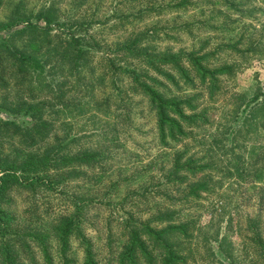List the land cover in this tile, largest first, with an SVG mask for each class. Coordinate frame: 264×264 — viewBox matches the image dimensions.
I'll return each mask as SVG.
<instances>
[{
  "label": "rangeland",
  "instance_id": "374dc122",
  "mask_svg": "<svg viewBox=\"0 0 264 264\" xmlns=\"http://www.w3.org/2000/svg\"><path fill=\"white\" fill-rule=\"evenodd\" d=\"M17 1L20 0H10L14 4ZM160 1L163 6L156 9ZM5 2L2 1L0 5V20L5 14L15 11L11 10L13 5L8 7ZM177 2L179 0H22L18 6L20 13L30 14L34 26L51 39L46 49H49L47 54L52 56L50 64L54 65L51 75L44 71L39 76L31 77L30 82L35 86L31 95L37 96L38 101H47L57 91L63 93L60 99L64 105L57 103L54 110L62 114L70 112L63 118L70 124L71 134L76 132L82 136L72 149L83 145L100 146L105 156L109 157L103 163H108L104 169L108 175L104 184L107 179H118V175L122 179L135 176L130 185L137 193L131 191L125 196L127 191L122 189L119 195L98 197V200L90 203L92 212L98 214L93 225L100 229L101 242L104 241V227L107 224L113 236L117 237L118 225L127 218L126 214H134L140 220H151L157 209L166 208L172 203L166 194L182 196L180 190L183 188L164 186L162 170L166 169L162 168L169 165L173 152L184 150L188 155L197 153L203 156L215 150V147L211 149L207 146L205 133L223 129V153L219 155L222 161L218 169L209 173L218 183L211 184L209 192L202 193L197 203H188L191 212L198 215L200 221L197 225L199 229L190 233L186 241V264H220L218 260L225 264L227 261L215 248L216 236L225 235L233 245V251L239 252L242 238L238 228H245L248 220L258 218V226L264 237V0H188L184 7L177 5ZM147 5L155 10L145 12L139 20L133 18L137 20L134 21L128 15L139 6ZM42 10L50 15L38 17V12ZM123 16H126L125 19L119 23L117 17ZM73 22L76 25H69ZM146 29L156 30L154 47L159 52L179 55L201 49L203 53H213L209 59L211 65L235 64L231 74L220 76L221 94L214 98V102L206 93L200 96L203 105L211 108L208 111L211 123L195 128L193 137L180 142L162 143L155 132L154 119L148 112L146 99L131 89L133 80L120 74V90H116L110 84L109 71L102 65L105 59L101 55L108 54V49L113 48L116 41L120 42ZM8 33L0 31V37ZM73 33L81 37L83 46L89 49V59L77 71L62 56L67 47L59 56L52 53L58 44L65 46L63 40ZM36 44L34 41L30 43L31 46ZM122 55L119 63L143 68L138 60ZM166 70L171 71L175 79L178 78L179 85L177 87L165 76L155 73L161 80L158 88L165 95L183 96L199 89L196 87L200 85L197 80L193 81L195 87L191 88L174 70ZM102 73H105L104 80L99 83L98 77ZM45 82L57 85L50 87V92L42 91ZM58 84L60 87H57ZM120 91L124 96L123 110L127 118L121 116L115 119L94 110V102ZM4 93L8 99L21 95V91L14 87ZM252 98H256V102L253 103ZM80 100L87 103L74 105ZM16 118L23 119L22 116ZM201 176L196 175V179ZM73 184L70 181L54 187L56 191H38L30 199L38 202L39 212L44 210L52 214L63 211L75 191ZM40 188L43 190L44 187ZM27 194L15 193L12 206L23 210L29 198ZM173 206L179 208L180 205ZM181 208L190 207L183 205ZM185 214L190 213L183 211V216ZM94 232L90 234L94 235ZM109 253L101 244L99 256L102 264H108ZM242 264L251 263L245 259Z\"/></svg>",
  "mask_w": 264,
  "mask_h": 264
},
{
  "label": "trees",
  "instance_id": "16d2710c",
  "mask_svg": "<svg viewBox=\"0 0 264 264\" xmlns=\"http://www.w3.org/2000/svg\"><path fill=\"white\" fill-rule=\"evenodd\" d=\"M5 1L8 7L13 5L11 10L15 11L5 14L0 20V31H9L5 37H0V92L3 91L0 94V264H102L99 256L101 244L110 252L107 255L108 264H186V241L190 233L199 229L197 225L200 221V217L191 212L188 203H197L202 193L209 192L211 184L218 183L209 173L218 169L222 161L219 155L223 153V129L205 133L207 146L211 149L215 147V150L203 156L197 153L188 155L184 150L173 152L169 165L162 168L166 169L162 170L164 186L183 188L185 192L180 190L182 196L166 194L172 203L157 209L151 220H140L134 214H126L127 218L118 225L117 237L113 236L107 224L104 241L101 242L100 229L93 225L98 214L92 212L90 203L98 197L119 195L122 189L127 191L125 196L131 191L137 193L130 185L135 176L122 179L118 175V179H107L104 184L108 177L104 169L108 163H103L109 157L105 156L100 146L83 145L72 149L82 136L76 132L71 134L70 124L63 118L70 112L62 114L54 110L57 103L64 105L60 99L63 93L54 91L47 101H38L37 96L31 95L35 89L30 82L31 77L44 71L50 75L53 73L54 65L50 64L52 56L47 54L49 49H46L51 39L34 26L30 14L20 13L18 6L22 0L15 4ZM187 2L179 0L177 5L184 7ZM160 3L155 6L156 9L163 6V2ZM152 10H155L152 6H139L128 15L139 20L145 12ZM47 14L50 15L42 10L37 16L46 18ZM125 17H117L119 23ZM156 38V30L146 29L116 41L113 48L107 51L112 56L101 55L105 59L102 65L109 71L110 84L116 90H120V74L133 80L131 89L146 99L148 112L154 119L155 132L162 143L180 142L193 137L195 128L211 123L208 116L211 108L203 105L200 96L206 93L214 102V98L221 94L220 76L231 74L235 64L211 65L209 59L213 53H203L201 49L179 55L159 52L154 47ZM31 41L37 42L36 46H31ZM63 41L65 46H55L53 56H59L67 47L62 56L75 71L79 70L89 59L88 47L83 46V39L74 33ZM122 53L127 58L138 60L143 68L119 63ZM167 68L174 70L191 88L195 87L197 80L200 85L196 87L199 89L183 96L165 95L158 88L161 80L155 73L165 76L177 87L179 85L178 78L175 79L171 71L166 72ZM104 74L99 75V83L103 82ZM54 85L57 84L45 82L42 91L50 92L49 88ZM12 87L20 90L21 95L8 99L4 92ZM57 87H60L59 84ZM121 91L94 102V110L115 119L121 116L127 118ZM255 99L251 101L254 103ZM85 103L80 100L74 105ZM112 104L113 109H110ZM18 116L23 119L18 120ZM196 175L202 176L196 179ZM70 181L74 183L75 191L63 211L52 214L44 210L39 212L38 202L30 199L38 191H56L54 187ZM40 187H44L43 190ZM100 189L103 192L99 193ZM17 192L28 193L29 197L21 211L12 206L13 195ZM123 200L126 201V198ZM175 204L180 205L179 208H173ZM183 205L190 208L182 210ZM183 211L190 214L183 216ZM259 222L258 218H252L245 228H238L242 238L238 253L233 251V245L225 235L216 236L215 248L227 261L225 264H242L245 259L251 264H264V237ZM91 231L95 234H90ZM218 261L223 264L222 260Z\"/></svg>",
  "mask_w": 264,
  "mask_h": 264
}]
</instances>
